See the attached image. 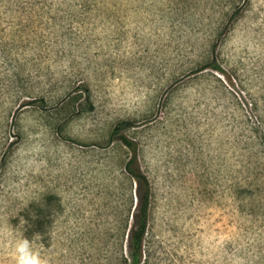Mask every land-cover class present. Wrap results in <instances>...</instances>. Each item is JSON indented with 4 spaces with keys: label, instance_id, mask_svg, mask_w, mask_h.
I'll list each match as a JSON object with an SVG mask.
<instances>
[{
    "label": "rangeland",
    "instance_id": "obj_1",
    "mask_svg": "<svg viewBox=\"0 0 264 264\" xmlns=\"http://www.w3.org/2000/svg\"><path fill=\"white\" fill-rule=\"evenodd\" d=\"M121 133L141 264H264V0H0V225L46 207L50 264L129 256Z\"/></svg>",
    "mask_w": 264,
    "mask_h": 264
},
{
    "label": "trees",
    "instance_id": "obj_2",
    "mask_svg": "<svg viewBox=\"0 0 264 264\" xmlns=\"http://www.w3.org/2000/svg\"><path fill=\"white\" fill-rule=\"evenodd\" d=\"M209 67L220 69L216 60L208 62ZM260 124V123H259ZM133 126L130 121L120 122L113 130L114 133H120L123 129ZM121 142L129 148L132 156L125 164L126 172L132 177L134 182L133 204L131 227L128 232V249L129 256L125 253L117 258V264H141L144 257L147 256L145 249V239L148 231L149 212L152 199V187L147 175L142 171L138 160V146L135 140L129 138L126 134H119ZM49 212L46 207L39 209L37 218L35 219L31 210L25 212L23 233L28 239H32L34 233L38 231L40 234L45 233V225L48 221ZM36 222V223H34Z\"/></svg>",
    "mask_w": 264,
    "mask_h": 264
},
{
    "label": "clouds",
    "instance_id": "obj_3",
    "mask_svg": "<svg viewBox=\"0 0 264 264\" xmlns=\"http://www.w3.org/2000/svg\"><path fill=\"white\" fill-rule=\"evenodd\" d=\"M26 221L21 218L19 227L0 225V250L9 249L13 264H50V258L45 256L36 241L41 236L36 234L31 240L20 232V227Z\"/></svg>",
    "mask_w": 264,
    "mask_h": 264
}]
</instances>
